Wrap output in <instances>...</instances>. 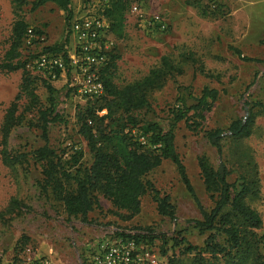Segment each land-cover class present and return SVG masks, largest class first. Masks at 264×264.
Wrapping results in <instances>:
<instances>
[{
	"label": "rangeland",
	"instance_id": "374dc122",
	"mask_svg": "<svg viewBox=\"0 0 264 264\" xmlns=\"http://www.w3.org/2000/svg\"><path fill=\"white\" fill-rule=\"evenodd\" d=\"M33 1L24 0L21 8L27 28L41 32L44 48L59 43L65 29L64 13L53 4L31 11ZM70 3L71 9L77 6V0H70ZM205 8L206 15L203 16L201 12ZM155 12L161 15L165 25L162 32L148 28L151 14ZM142 13V18H135L129 10L126 12L121 39L110 32L113 51L106 63L112 53L117 56L115 85L121 87L144 77L162 56L177 62L181 53H193L197 64L185 61L181 76L169 79L162 89L149 96L152 116L145 112H137L134 116L141 121L149 117L154 121H165L178 108V88L186 89L185 94L191 93L195 97L200 96L205 87L216 90L218 98L211 111L204 114L203 121H196L198 125L192 126L193 131L184 121L177 125L175 149L207 213L213 202L204 189L198 167L200 157H205L218 171L222 164L228 182H232L237 174L257 177L259 195L246 202L261 218L262 227L257 234L264 244V0H147ZM12 23L11 0H0V63L10 45ZM233 49L253 61H242ZM30 52L23 44L20 60L23 61ZM200 64L206 75L196 69ZM22 73L23 70L11 73L0 70V125L5 110L17 94ZM31 74L36 78V94L45 109L48 107L47 92L39 76ZM51 86L56 91L55 113L60 121L48 126L47 142L43 141L37 127L38 113L34 110L26 112L23 124L12 130L7 150L28 154L47 146L58 155L64 153L65 159L76 151L82 155L81 163L89 166L92 154L78 134L75 115L94 102L80 98L67 86L66 79L60 78ZM251 104H260L251 111L252 118L247 107ZM249 120V136L234 142L229 137L230 125ZM213 130L222 132L220 156L205 135ZM133 134L139 135L137 129ZM41 178V168L33 162L13 166L4 165L0 159V264L25 247L49 255L53 264H91V253L97 242L112 237L117 230L140 229L151 230L154 239L148 243L149 247L160 257L162 264H166L167 258L178 252L173 246L174 234H181L197 248L204 246L209 235H200L194 228L193 222L202 217L170 161H164L150 174L148 181L161 195L169 196L175 208V221L157 213L150 192L141 198L139 215L128 222L113 216L110 203L101 197L100 208L88 215V219L97 224L68 220L59 203L40 193L37 183ZM12 199L18 202L17 206L10 204ZM162 238L166 240L165 247ZM162 248L166 256L162 255ZM260 253L264 258V247L260 248Z\"/></svg>",
	"mask_w": 264,
	"mask_h": 264
},
{
	"label": "trees",
	"instance_id": "16d2710c",
	"mask_svg": "<svg viewBox=\"0 0 264 264\" xmlns=\"http://www.w3.org/2000/svg\"><path fill=\"white\" fill-rule=\"evenodd\" d=\"M46 4H53L64 13L65 29L61 41L44 48L43 51L65 56L72 17L70 0H34L31 11ZM11 5L13 23L10 45L2 58L0 70L4 73L23 70V73L17 94L5 110L0 125L1 162L13 166L29 165L30 162L38 165L42 176L37 183L40 193L59 203L66 219H76L83 224H97V221L89 220L88 215L100 208V197L110 203V213L113 216L121 222H128L139 215L141 198L148 192L156 204L157 213L175 221V208L169 196L161 195L146 179L163 161H170L202 217V220L193 222L194 228L200 235H209L204 246L197 248L190 245L181 234H174L173 246L178 252L168 257L166 264H264L260 253L264 244L257 234L262 227V221L246 202L247 199H254L259 195L257 177L237 174L232 182H228L225 171L221 177L219 171L205 157H200L198 167L204 189L213 202L212 209L207 213L203 210L175 149L177 125L184 121L193 131L192 126L198 125L196 121H203L204 114L211 111L218 98L217 91L205 87L200 96L195 97L191 93L185 94L186 89L180 87L177 90L178 108L171 112V118L158 122L150 117L141 121L134 116L137 112L152 114L149 96L162 89L169 79L181 76L185 61L197 64L198 61L191 52L181 53L177 62L169 56H162L159 63L144 77L121 87L114 83L117 56L114 53L110 55L100 72L103 95L94 99L93 104L78 110L75 115L78 134L87 143L92 154V163L89 166L81 163L82 155L76 151L65 159L64 153L58 155L47 146L28 154L7 150L9 135L13 129L23 124L26 112L36 110L38 113L37 127L41 130L44 142H47L48 126L60 121L55 113V89L50 82L39 77L48 95V107L42 108L36 94V78L26 68L28 61L20 60L21 47L29 29L21 16L24 0H11ZM128 8L126 3L116 2L105 11L111 31L118 39L123 37ZM201 14L206 15V8ZM33 32L38 35L41 33L35 30ZM233 51L242 61H253L242 57L237 49ZM196 69L200 74L206 75L202 64ZM247 107L249 117L252 118L251 111L260 107V104ZM101 112L105 113L100 115ZM189 114L192 116L189 117ZM134 129H137L139 135L133 134ZM228 132L234 142L241 141L250 134V120L245 123L233 122ZM205 135L220 156L222 132L213 130ZM10 204L17 206L18 202L12 199ZM142 231L147 232L144 240L150 244L154 239L151 230ZM161 240L165 247L166 240ZM161 250L162 255L166 256L165 250Z\"/></svg>",
	"mask_w": 264,
	"mask_h": 264
},
{
	"label": "built area",
	"instance_id": "2783aa9c",
	"mask_svg": "<svg viewBox=\"0 0 264 264\" xmlns=\"http://www.w3.org/2000/svg\"><path fill=\"white\" fill-rule=\"evenodd\" d=\"M116 2L126 3L135 18H142L147 0H77L69 25V44L64 54L45 53L44 37L28 29L24 46L31 52L24 59L26 68L47 82L66 79L67 86L80 98L94 100L103 95L100 72L113 51L110 21L105 11ZM148 28L165 29L161 15L151 14ZM69 78V80H67ZM146 232L117 230L112 237L97 242L91 253V264H162L144 240ZM1 264H53L49 255L31 247L17 251Z\"/></svg>",
	"mask_w": 264,
	"mask_h": 264
},
{
	"label": "water",
	"instance_id": "95a60500",
	"mask_svg": "<svg viewBox=\"0 0 264 264\" xmlns=\"http://www.w3.org/2000/svg\"><path fill=\"white\" fill-rule=\"evenodd\" d=\"M219 173H220L221 177H223V167H222V164H219Z\"/></svg>",
	"mask_w": 264,
	"mask_h": 264
},
{
	"label": "crops",
	"instance_id": "0c3cea01",
	"mask_svg": "<svg viewBox=\"0 0 264 264\" xmlns=\"http://www.w3.org/2000/svg\"><path fill=\"white\" fill-rule=\"evenodd\" d=\"M163 162H164V161H163ZM163 162L161 163V165L163 164ZM161 165H160L157 169H155L154 171H157V170L161 167ZM152 172H153V171H152ZM152 172H151V173H152ZM151 173H150V174H151ZM150 174L146 177L147 180H149V176H150Z\"/></svg>",
	"mask_w": 264,
	"mask_h": 264
}]
</instances>
